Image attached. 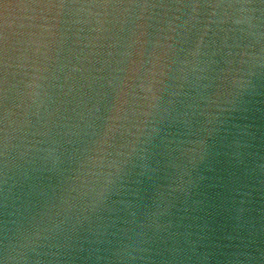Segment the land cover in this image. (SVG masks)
Returning <instances> with one entry per match:
<instances>
[{
  "label": "water",
  "instance_id": "water-1",
  "mask_svg": "<svg viewBox=\"0 0 264 264\" xmlns=\"http://www.w3.org/2000/svg\"><path fill=\"white\" fill-rule=\"evenodd\" d=\"M0 226L264 264V0H0Z\"/></svg>",
  "mask_w": 264,
  "mask_h": 264
}]
</instances>
